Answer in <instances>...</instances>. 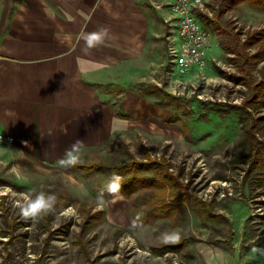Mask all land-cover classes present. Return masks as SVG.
Returning a JSON list of instances; mask_svg holds the SVG:
<instances>
[{"label": "rangeland", "instance_id": "obj_1", "mask_svg": "<svg viewBox=\"0 0 264 264\" xmlns=\"http://www.w3.org/2000/svg\"><path fill=\"white\" fill-rule=\"evenodd\" d=\"M194 13L211 35L206 67L172 72V26L152 82L128 88L156 107L146 121L72 166L33 170L0 153V264H264L252 251L264 248V7L198 0ZM87 162L125 165L127 187L98 204L112 171ZM40 191L53 209L22 217ZM176 230L178 242L162 240Z\"/></svg>", "mask_w": 264, "mask_h": 264}, {"label": "crops", "instance_id": "obj_2", "mask_svg": "<svg viewBox=\"0 0 264 264\" xmlns=\"http://www.w3.org/2000/svg\"><path fill=\"white\" fill-rule=\"evenodd\" d=\"M173 24L163 0H0L3 159L57 169L77 139L101 145L146 121L156 107L128 88L152 82ZM100 27L110 38L87 48L82 35Z\"/></svg>", "mask_w": 264, "mask_h": 264}, {"label": "clouds", "instance_id": "obj_3", "mask_svg": "<svg viewBox=\"0 0 264 264\" xmlns=\"http://www.w3.org/2000/svg\"><path fill=\"white\" fill-rule=\"evenodd\" d=\"M106 38H110L109 29L107 27H100L96 31L88 32L82 35V39L84 40L86 47L89 49L103 44ZM83 147V141L81 139H77L65 149L63 157L58 161V163L64 167L75 165L80 159ZM121 182L122 177L117 173H112L105 184V188L96 197L98 204H103L105 192L109 194L119 193L121 189ZM56 199L57 198L54 193H47L44 191H40L34 196H26L24 202L19 205V214L24 218L35 219L40 214L52 210L56 203ZM133 223H135V221H133ZM161 238L165 243L178 242L180 240L179 230L162 233ZM252 251L258 252L260 255L264 256V248H254Z\"/></svg>", "mask_w": 264, "mask_h": 264}, {"label": "built area", "instance_id": "obj_4", "mask_svg": "<svg viewBox=\"0 0 264 264\" xmlns=\"http://www.w3.org/2000/svg\"><path fill=\"white\" fill-rule=\"evenodd\" d=\"M188 1L189 0H174V6H172L182 8V16H179L181 22L180 32L181 36L184 38L182 61H179L182 75L187 71L194 70L193 64H201V48L205 45H211V38H206L203 35V29L192 26L191 18L188 16ZM3 141L10 142L11 138L0 132V143Z\"/></svg>", "mask_w": 264, "mask_h": 264}, {"label": "bare ground", "instance_id": "obj_5", "mask_svg": "<svg viewBox=\"0 0 264 264\" xmlns=\"http://www.w3.org/2000/svg\"><path fill=\"white\" fill-rule=\"evenodd\" d=\"M198 0H189L187 3L188 7V16L191 18L192 26L196 28H202L203 29V35L206 38H211V35L209 34V31L207 28L203 27L201 23L197 20L195 13H194V5L196 4ZM165 3V6L168 8L172 22L174 23L173 26L175 27V32L171 36L170 44L167 47L168 56H169V65L172 68V72H174L176 75L179 76H186L189 75L192 71L195 69H204L206 67V61H207V47L208 45H205L201 48L202 54H200V62L201 64H193L194 70L185 72L184 75H182V71H180L179 61H182V50L184 49V38L181 36L180 32V26L181 22L179 19V16H182V8L179 7H172L174 6V0H163Z\"/></svg>", "mask_w": 264, "mask_h": 264}, {"label": "trees", "instance_id": "obj_6", "mask_svg": "<svg viewBox=\"0 0 264 264\" xmlns=\"http://www.w3.org/2000/svg\"><path fill=\"white\" fill-rule=\"evenodd\" d=\"M245 1H249L253 5H258L260 7H264V0H245ZM216 29H218V30L221 29V25L220 24H217ZM243 56H244V54H242V57ZM78 164L79 165L81 164V165L85 166V168L87 170H89V171H91L92 169H95V170L100 169V170H103V171L110 170V171H112V173H117V174H119L122 171V168L125 167V165H122L121 167L120 166H118V167H109V166L101 165L99 163L98 164L96 163L95 165H93L94 162H92V163L91 162L90 163L89 162H87V163H78ZM111 174L109 176H107V178L105 179V181L102 183V185L104 186V188H105V184H106L107 180L110 178ZM123 186H126L127 187V185L125 184V182L121 183V188ZM105 193H107V192H105Z\"/></svg>", "mask_w": 264, "mask_h": 264}]
</instances>
